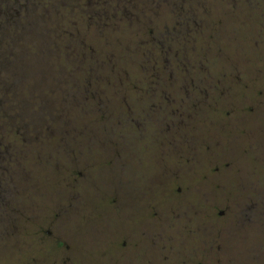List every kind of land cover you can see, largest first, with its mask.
I'll return each instance as SVG.
<instances>
[{"label":"flooded vegetation","instance_id":"obj_1","mask_svg":"<svg viewBox=\"0 0 264 264\" xmlns=\"http://www.w3.org/2000/svg\"><path fill=\"white\" fill-rule=\"evenodd\" d=\"M179 2L195 22L177 54L155 45L172 21L148 29L153 84H85L80 137L50 153L37 139L35 196L0 199L1 264H264V84H235L264 69L214 70L195 37L205 15ZM147 126L148 158L127 143Z\"/></svg>","mask_w":264,"mask_h":264},{"label":"rangeland","instance_id":"obj_2","mask_svg":"<svg viewBox=\"0 0 264 264\" xmlns=\"http://www.w3.org/2000/svg\"><path fill=\"white\" fill-rule=\"evenodd\" d=\"M186 1L189 13L201 10L205 15L206 24L195 37L201 43V55L212 57L214 70L223 68L229 73L236 66L245 72L264 69V0ZM178 3L99 0L97 5L86 6L84 0H29L24 22L15 24L6 17L0 28V142L9 156L6 195L35 196L38 142L43 143L42 153H50L65 149L61 143L69 133L80 137L85 84L110 92L120 86L144 88L155 82L156 76L148 79V74L152 65L159 68L160 63H150L148 29L163 20L172 21L175 32L159 36L155 45L170 43L177 54L184 41L178 31L180 22H195L177 17ZM152 31L156 36L160 30ZM248 78L245 75L235 84H264V75ZM118 105L116 100L114 106ZM208 117L215 114L208 113ZM127 118L123 116L122 122H128ZM21 129L25 132L20 137ZM158 142L148 136L147 126L142 135L134 134L127 143L148 158ZM42 166L44 172L51 168ZM26 170L30 175L21 190L22 171ZM39 184L47 195L55 194L48 192L49 183L43 180Z\"/></svg>","mask_w":264,"mask_h":264},{"label":"trees","instance_id":"obj_3","mask_svg":"<svg viewBox=\"0 0 264 264\" xmlns=\"http://www.w3.org/2000/svg\"><path fill=\"white\" fill-rule=\"evenodd\" d=\"M84 1L86 6L97 5L99 3V0ZM29 6V0H0V28L4 24L6 17L10 22L15 24L20 23L21 21L24 22L28 17L26 14L28 12ZM24 132L25 130L21 129L17 135L20 136ZM8 158V151L0 142V199L6 196V193H4V178L8 174ZM1 209L2 207L0 204V213L2 212Z\"/></svg>","mask_w":264,"mask_h":264}]
</instances>
